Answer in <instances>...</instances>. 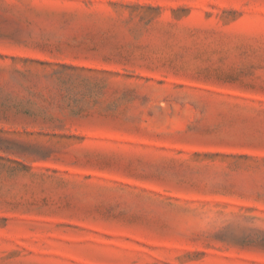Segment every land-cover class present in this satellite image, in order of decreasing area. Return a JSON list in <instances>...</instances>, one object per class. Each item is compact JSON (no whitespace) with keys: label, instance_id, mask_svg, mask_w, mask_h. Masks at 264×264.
I'll use <instances>...</instances> for the list:
<instances>
[{"label":"rangeland","instance_id":"rangeland-1","mask_svg":"<svg viewBox=\"0 0 264 264\" xmlns=\"http://www.w3.org/2000/svg\"><path fill=\"white\" fill-rule=\"evenodd\" d=\"M0 264H264V0H0Z\"/></svg>","mask_w":264,"mask_h":264}]
</instances>
